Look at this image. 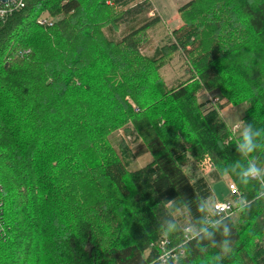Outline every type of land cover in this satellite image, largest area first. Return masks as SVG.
<instances>
[{"label":"trees","instance_id":"trees-1","mask_svg":"<svg viewBox=\"0 0 264 264\" xmlns=\"http://www.w3.org/2000/svg\"><path fill=\"white\" fill-rule=\"evenodd\" d=\"M151 9L25 0L0 17V264H161L164 240L183 251L166 264H264V196L244 177L253 165L264 181V0L180 8L174 35L193 72L172 86L161 71L176 45L142 53L160 24ZM224 99L244 109L237 139L210 107ZM122 130L151 163L129 169ZM205 160L210 180L236 186L228 218L184 169Z\"/></svg>","mask_w":264,"mask_h":264},{"label":"rangeland","instance_id":"rangeland-1","mask_svg":"<svg viewBox=\"0 0 264 264\" xmlns=\"http://www.w3.org/2000/svg\"><path fill=\"white\" fill-rule=\"evenodd\" d=\"M152 5V9L148 14V19H160V24L156 25L149 32L150 43L146 46L142 53L145 56H153L155 51L158 48H162L169 43V40L173 42L178 52L175 57L171 60L167 67H165L161 74L165 77L166 82L169 86L174 85L179 80L186 78L185 68L186 66L193 72V66L190 62L189 55L182 49V47L176 41L174 31L180 30L185 26L182 15L179 13V9L184 5L189 3L192 0H148ZM50 17L47 14L41 16L38 22L42 19H46L49 22H52ZM115 39H121L122 35L119 33L114 36ZM202 93V92H201ZM211 108L218 110L220 118L225 122L231 136L234 139H237L238 136L243 134L244 123L242 122L244 109L241 106H234L230 103H227V100L224 99L221 104H226L224 110L218 109V105H215V100H212L210 103ZM120 138L123 140L128 150L135 158L131 157L129 161V169L132 171L144 168L149 163L153 161L151 154L143 152L145 146L143 145L142 139L136 134H127L124 130L120 132ZM112 142H115L116 137L114 135L110 138ZM186 173L193 180L198 178H206L211 184L213 190V198L211 200L210 208L213 203L217 201H223L228 198L229 195V185L234 183L230 176H225L222 181L213 182L208 178L209 173L211 172V165L209 160H205L203 163L198 164L194 161H190L187 165L184 166ZM187 235L189 233H186ZM190 236V235H189ZM187 238V237H186ZM173 249V248H171Z\"/></svg>","mask_w":264,"mask_h":264},{"label":"built area","instance_id":"built-area-1","mask_svg":"<svg viewBox=\"0 0 264 264\" xmlns=\"http://www.w3.org/2000/svg\"><path fill=\"white\" fill-rule=\"evenodd\" d=\"M24 1L25 0H12L10 3L6 4V5H2L0 4V17H5L7 15H9V13L13 12L15 9H19L22 8L24 6ZM39 24L44 25V26H52V24L46 20V19H42L39 21ZM250 169H255L256 170V174L252 175L250 174ZM247 172L244 173V177L254 180V181H259L261 184V194L264 196V181L261 179V176L258 172V170L256 169V167H254L253 165H251L250 168ZM229 189L232 192H236V186L234 183L229 185ZM235 207V203L231 202V201H217L215 203L212 204L211 209L213 210L214 213L228 218L230 216H232L233 214V210ZM186 233H189L186 237H189L191 231L190 229L186 230ZM169 242L167 240L162 241L159 244V249L161 251V255L159 256V262L161 264H166L169 260H177L179 258L180 255H183V251H180V255L179 252H177L178 250L176 249H171L168 248L169 246Z\"/></svg>","mask_w":264,"mask_h":264},{"label":"clouds","instance_id":"clouds-1","mask_svg":"<svg viewBox=\"0 0 264 264\" xmlns=\"http://www.w3.org/2000/svg\"><path fill=\"white\" fill-rule=\"evenodd\" d=\"M244 139H245L246 142H249L250 143V141L248 139V136L246 134H245ZM249 171H250V174H252V175H255L256 174V170L255 169H250ZM223 251L227 253V252H230L231 249L226 247V248L223 249Z\"/></svg>","mask_w":264,"mask_h":264},{"label":"water","instance_id":"water-1","mask_svg":"<svg viewBox=\"0 0 264 264\" xmlns=\"http://www.w3.org/2000/svg\"><path fill=\"white\" fill-rule=\"evenodd\" d=\"M12 0H0V4L2 5H6L8 3H10Z\"/></svg>","mask_w":264,"mask_h":264}]
</instances>
